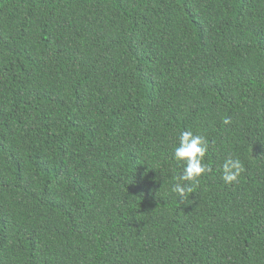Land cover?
Segmentation results:
<instances>
[{
	"label": "trees",
	"instance_id": "trees-1",
	"mask_svg": "<svg viewBox=\"0 0 264 264\" xmlns=\"http://www.w3.org/2000/svg\"><path fill=\"white\" fill-rule=\"evenodd\" d=\"M0 264H264V0H0Z\"/></svg>",
	"mask_w": 264,
	"mask_h": 264
},
{
	"label": "clouds",
	"instance_id": "clouds-1",
	"mask_svg": "<svg viewBox=\"0 0 264 264\" xmlns=\"http://www.w3.org/2000/svg\"><path fill=\"white\" fill-rule=\"evenodd\" d=\"M224 124L230 123L228 119ZM208 141L202 134L194 133L192 130L183 131L179 136L178 146L175 147L173 159L183 165V172L176 177V183L172 191L180 198V202L188 200L193 187L199 179L211 171L204 163L207 153ZM222 179L226 184L236 182L244 171V165L238 158H227L221 165ZM190 182V183H186Z\"/></svg>",
	"mask_w": 264,
	"mask_h": 264
}]
</instances>
